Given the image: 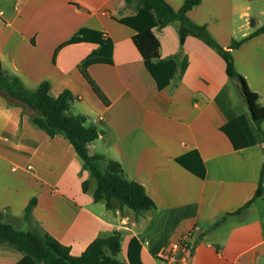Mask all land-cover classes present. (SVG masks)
<instances>
[{
  "label": "crops",
  "instance_id": "1",
  "mask_svg": "<svg viewBox=\"0 0 264 264\" xmlns=\"http://www.w3.org/2000/svg\"><path fill=\"white\" fill-rule=\"evenodd\" d=\"M165 1L177 11L185 0ZM134 13L125 0H0V63L26 90L47 82L53 98L68 91L87 125L101 132L87 145L89 155L117 161L155 209L137 216L115 201L110 209L103 201L98 205L92 188L81 189L88 174L69 142L49 138L33 126L29 109L0 93V211L16 218L21 230L53 237L73 256L117 231L122 260L136 237L141 263L159 264L172 242L200 227L204 232L190 243V264H264V191L245 207L264 162V121L260 134L238 82L226 76L213 49L190 36L180 49L178 22L154 33L160 58L181 52L187 68L158 90L131 40L133 31L117 22ZM187 17L227 49L238 29L237 40L264 25V0H201ZM81 28L111 40L112 65H91L84 73L79 63L95 44L58 49ZM231 55L235 71L264 107V32ZM180 157L195 172L179 164ZM32 198L35 206L24 220ZM20 258L0 247V264Z\"/></svg>",
  "mask_w": 264,
  "mask_h": 264
},
{
  "label": "trees",
  "instance_id": "2",
  "mask_svg": "<svg viewBox=\"0 0 264 264\" xmlns=\"http://www.w3.org/2000/svg\"><path fill=\"white\" fill-rule=\"evenodd\" d=\"M200 3L201 0H185L175 11L165 0H125V5L133 7L135 13L118 19L117 22L133 31L131 40L142 58L145 70L158 90L166 88L175 77L184 73L187 68V58L181 52L160 58V43L155 36V30L160 31L167 25L178 22L181 50L185 39L189 36L213 49L224 62L226 76L238 82L241 100L246 105L257 131L262 134L260 125L264 121V107L260 105L258 95L248 88L243 77L235 71L231 51L244 41L263 33L264 25L239 40L231 39L228 48L225 49L214 40L205 26L196 25L187 17V13ZM78 43L96 45V48L79 63L82 72L85 73L89 66L95 64L112 65L113 43L101 32L81 28L58 49ZM0 93L29 109L33 126L43 131L49 138L62 136L69 142L82 163V170L88 174V178L81 184V189L86 192L92 188L94 202L103 201L105 208L110 209L112 202L115 201L120 210L126 208L137 216L155 209L154 202L146 195L144 188L128 179L117 161L98 154L89 155L87 145L98 139L101 132L95 126L87 125L86 117L71 112L73 99L68 91H63L53 98L49 95L47 82L40 83L33 91L26 90L20 80L10 75L0 63ZM221 130L228 136L233 146L240 148L226 126ZM261 148L264 153V141ZM183 159L180 157L176 161L195 172ZM263 175L264 162L255 194L245 207L262 195ZM35 203L36 198H32L22 219H28ZM15 220L16 218L0 211V247L15 250L21 255L16 264H142L141 241L136 237L129 240L124 260L120 258L122 236L117 231L107 238H96L83 252L73 256L69 247L53 237L36 231L21 230L15 226Z\"/></svg>",
  "mask_w": 264,
  "mask_h": 264
},
{
  "label": "built area",
  "instance_id": "3",
  "mask_svg": "<svg viewBox=\"0 0 264 264\" xmlns=\"http://www.w3.org/2000/svg\"><path fill=\"white\" fill-rule=\"evenodd\" d=\"M204 232L203 228L193 227L183 233L180 238L172 242L167 252L157 258L159 264H190L191 263V241Z\"/></svg>",
  "mask_w": 264,
  "mask_h": 264
},
{
  "label": "rangeland",
  "instance_id": "4",
  "mask_svg": "<svg viewBox=\"0 0 264 264\" xmlns=\"http://www.w3.org/2000/svg\"><path fill=\"white\" fill-rule=\"evenodd\" d=\"M263 21H262V24L264 23V19H262ZM241 30V29H240ZM240 30L238 29L237 30V32H235V37L233 38V39H235V40H237V38H239L240 37ZM242 30H244V29H242ZM208 31V30H207ZM71 112L73 113V114H76V115H82L80 112H78L77 110H76V108H75V106L72 104V110H71ZM98 127V126H97ZM97 140V139H96ZM97 144L98 145H103L104 143L102 142V141H100V142H97ZM98 205H101V203L99 202L98 203ZM99 207V206H98Z\"/></svg>",
  "mask_w": 264,
  "mask_h": 264
}]
</instances>
